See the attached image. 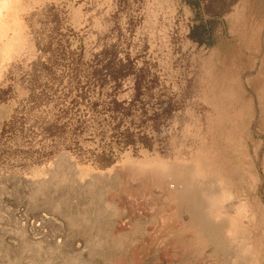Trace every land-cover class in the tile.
Wrapping results in <instances>:
<instances>
[{
    "label": "rangeland",
    "instance_id": "1",
    "mask_svg": "<svg viewBox=\"0 0 264 264\" xmlns=\"http://www.w3.org/2000/svg\"><path fill=\"white\" fill-rule=\"evenodd\" d=\"M194 2L0 0V264H264V0Z\"/></svg>",
    "mask_w": 264,
    "mask_h": 264
},
{
    "label": "trees",
    "instance_id": "2",
    "mask_svg": "<svg viewBox=\"0 0 264 264\" xmlns=\"http://www.w3.org/2000/svg\"><path fill=\"white\" fill-rule=\"evenodd\" d=\"M202 1L203 0H195V2L192 3L193 7L197 8L198 10L200 3ZM211 1L214 4H212L210 7H208V9H206L207 13L215 14L216 10H219L220 12L223 13L227 11L226 10L227 7L225 4H219V3L217 4L214 2V0H210V2ZM211 31H212V27L210 26V23L204 22L202 17H199V23L192 27L188 35V38L199 46L205 45L210 47L212 44L210 43Z\"/></svg>",
    "mask_w": 264,
    "mask_h": 264
}]
</instances>
